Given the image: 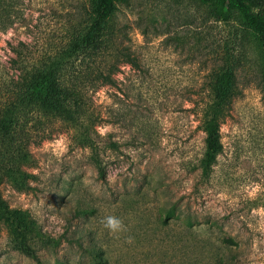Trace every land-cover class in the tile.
<instances>
[{
    "label": "rangeland",
    "instance_id": "obj_1",
    "mask_svg": "<svg viewBox=\"0 0 264 264\" xmlns=\"http://www.w3.org/2000/svg\"><path fill=\"white\" fill-rule=\"evenodd\" d=\"M25 18L0 33V100L18 73L13 46L33 59L65 48L88 0H26ZM81 21V22H80ZM111 28L136 63L94 91L117 148L101 177L89 146L55 121L31 143L28 190L1 184L17 218H0V264H264V46L239 20L215 19L198 0L118 2ZM236 60L238 93L221 119L223 148L199 166L202 109L215 71ZM122 220L113 233L101 223ZM105 257L107 259H105Z\"/></svg>",
    "mask_w": 264,
    "mask_h": 264
},
{
    "label": "trees",
    "instance_id": "obj_2",
    "mask_svg": "<svg viewBox=\"0 0 264 264\" xmlns=\"http://www.w3.org/2000/svg\"><path fill=\"white\" fill-rule=\"evenodd\" d=\"M25 1L0 0V33L25 18ZM88 1L83 24L77 26L65 48L33 59L23 48L13 46L16 52L13 63L18 73L5 82L4 97L0 100V218H17L32 227L21 210L9 207L1 184L7 182L20 191L31 187L35 174L30 168L36 164L31 143L38 137L49 136L55 121L67 123L74 130L77 142L92 149L103 178L106 173L99 158L100 150L118 147L109 133L102 134L97 129L102 114L93 94L102 85L116 82L114 75L120 66L114 57L122 55L123 61L136 63L130 51L116 44L117 32L111 28L118 2L128 0ZM198 1L217 20H239L257 33L264 46V0ZM237 93L234 59L213 73L211 99L202 109L206 147L199 166L205 176L223 148L221 119ZM98 256L94 255L97 264L104 261Z\"/></svg>",
    "mask_w": 264,
    "mask_h": 264
},
{
    "label": "clouds",
    "instance_id": "obj_3",
    "mask_svg": "<svg viewBox=\"0 0 264 264\" xmlns=\"http://www.w3.org/2000/svg\"><path fill=\"white\" fill-rule=\"evenodd\" d=\"M101 223L104 225V227H106L113 233H117V232L125 230L122 220L115 216L109 215L105 217L101 221Z\"/></svg>",
    "mask_w": 264,
    "mask_h": 264
}]
</instances>
